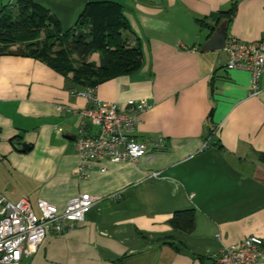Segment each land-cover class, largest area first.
Masks as SVG:
<instances>
[{
    "label": "crops",
    "instance_id": "0c3cea01",
    "mask_svg": "<svg viewBox=\"0 0 264 264\" xmlns=\"http://www.w3.org/2000/svg\"><path fill=\"white\" fill-rule=\"evenodd\" d=\"M34 1L66 30L86 2L99 0ZM112 1L123 4L132 31L125 35L139 41L143 64L99 84L95 95L117 108L146 99L151 107L135 135L164 145L78 178L73 138L87 101L76 91L84 89L37 59L0 55V193L32 205L46 199L58 209L80 193L99 198L78 227L48 234L21 264H211L247 236L264 240V74L252 94L249 73L227 70L223 48H207L223 31L259 39L264 0ZM233 3L230 20L218 14ZM189 208L194 230H173L172 213ZM166 239L185 248L176 251Z\"/></svg>",
    "mask_w": 264,
    "mask_h": 264
},
{
    "label": "built area",
    "instance_id": "2783aa9c",
    "mask_svg": "<svg viewBox=\"0 0 264 264\" xmlns=\"http://www.w3.org/2000/svg\"><path fill=\"white\" fill-rule=\"evenodd\" d=\"M223 51L226 54L227 70H245L250 75V93L258 92V79L264 74V33L252 42L228 35ZM87 101L78 112L81 123L74 138V150L78 158L74 174L85 179L94 165L105 171L103 162H135L149 148L163 147L162 138L138 139L135 135L140 116L151 104L146 99H128L122 108L101 101L95 88L76 91ZM90 127L92 131H87ZM158 173L151 172L149 177ZM113 193L110 198H117ZM98 197L80 193L70 198L62 209L46 199L32 203L21 198L11 201L0 193V264H21L24 257L36 252L44 238L71 231L85 219L86 213ZM264 258V240L255 235L243 238L238 243L224 247L213 255L214 264H259Z\"/></svg>",
    "mask_w": 264,
    "mask_h": 264
},
{
    "label": "trees",
    "instance_id": "16d2710c",
    "mask_svg": "<svg viewBox=\"0 0 264 264\" xmlns=\"http://www.w3.org/2000/svg\"><path fill=\"white\" fill-rule=\"evenodd\" d=\"M234 12L233 3L218 14L230 20ZM205 19L196 18V21L206 26ZM126 32H132L131 26L123 4L117 1L86 2L66 30L49 9L34 0H16L0 6V55L37 59L61 74L69 84L83 89L96 88L142 66L139 41L130 43ZM94 53H98V62L90 60ZM211 115L212 111L209 119ZM208 132L212 133V129ZM10 141L13 143L14 138ZM168 224L175 231L190 234L195 228V210L174 211ZM163 243L176 251L185 248L183 241L166 239ZM211 264H214L213 260Z\"/></svg>",
    "mask_w": 264,
    "mask_h": 264
},
{
    "label": "water",
    "instance_id": "95a60500",
    "mask_svg": "<svg viewBox=\"0 0 264 264\" xmlns=\"http://www.w3.org/2000/svg\"><path fill=\"white\" fill-rule=\"evenodd\" d=\"M224 40H225V31H223L222 33H217L211 37V39L207 44V48L211 50L222 49Z\"/></svg>",
    "mask_w": 264,
    "mask_h": 264
},
{
    "label": "rangeland",
    "instance_id": "374dc122",
    "mask_svg": "<svg viewBox=\"0 0 264 264\" xmlns=\"http://www.w3.org/2000/svg\"><path fill=\"white\" fill-rule=\"evenodd\" d=\"M12 2V0H0V6H2V5H5V4H8V3H11ZM78 14L79 13H77V15H75V17H74V19H72V21L70 22V23H68V25H67V23H66V25L65 24H63L65 27H70V26H72V24L74 23V21H75V19L77 18V16H78ZM62 25V26H63ZM97 56H98V53H96V54H92L91 56H90V60H92V59H97ZM33 207H34V209H35V211L37 212V209H36V207H35V204L33 205ZM27 262H24L23 264H26Z\"/></svg>",
    "mask_w": 264,
    "mask_h": 264
}]
</instances>
